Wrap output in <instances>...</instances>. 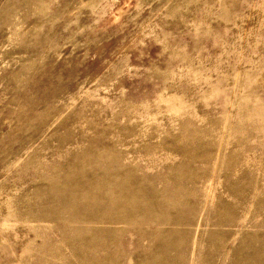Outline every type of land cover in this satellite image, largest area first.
Wrapping results in <instances>:
<instances>
[{"label": "rangeland", "instance_id": "374dc122", "mask_svg": "<svg viewBox=\"0 0 264 264\" xmlns=\"http://www.w3.org/2000/svg\"><path fill=\"white\" fill-rule=\"evenodd\" d=\"M0 264H264V0H0Z\"/></svg>", "mask_w": 264, "mask_h": 264}]
</instances>
